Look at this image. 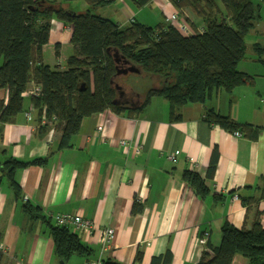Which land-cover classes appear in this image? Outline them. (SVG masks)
I'll return each mask as SVG.
<instances>
[{"label":"crops","instance_id":"crops-1","mask_svg":"<svg viewBox=\"0 0 264 264\" xmlns=\"http://www.w3.org/2000/svg\"><path fill=\"white\" fill-rule=\"evenodd\" d=\"M261 5L260 17L245 38V55L237 64L239 71L253 76V83L220 91L204 103L187 104L176 120L169 117L167 101L154 97L137 117L104 110L83 118L68 146L58 148L60 126L51 121L41 132L30 109V96L24 94L25 110L3 127L0 162L7 156L23 160L48 156V160L45 165L18 170L20 199L14 198L6 183L0 184V264H85L98 258V233L73 227L91 252L74 254L62 263L55 257L45 222L55 225V213L78 214L97 228L115 229L102 264H196L207 245L219 244L224 222L248 229L259 213L264 225V199L258 197L264 177V65L253 49L256 43L264 46V0ZM64 6L74 9L68 3ZM87 7V1L80 0L74 10ZM91 9L122 26L132 20L152 26L154 20L164 21L177 12L194 31L203 29L201 19L186 9L179 12L169 0H150L141 7L130 0H110ZM71 32L69 25L51 19L42 48L44 63L65 69L61 64L73 53ZM118 77L125 90L135 86L131 90L134 102L128 104L138 105L139 73ZM6 99V90L0 88V100ZM207 108L260 130L255 138L243 132L235 135L236 130L206 120ZM121 139L126 146L119 144ZM214 148L216 167L209 178ZM185 170L203 178L208 194L201 198L194 193L182 179ZM248 198L253 200L245 202ZM134 202L141 210L132 212ZM24 203L37 207L39 218L30 220ZM203 232H208L205 244L198 241ZM231 264H248V260L236 254Z\"/></svg>","mask_w":264,"mask_h":264},{"label":"trees","instance_id":"trees-1","mask_svg":"<svg viewBox=\"0 0 264 264\" xmlns=\"http://www.w3.org/2000/svg\"><path fill=\"white\" fill-rule=\"evenodd\" d=\"M71 1L0 0V88L7 92L6 101L0 100V138L4 125L25 110L23 91L30 83L40 87L38 95L29 97L34 121L41 132L48 129V122L56 121L61 129L58 148L68 146L82 119L95 113L109 109L115 114L137 117L152 98L161 97L168 103L170 119L176 120L180 109L187 104L204 103L220 91L231 92L242 84L253 83V76L239 71L237 64L245 55V38L260 17L262 0H220L221 7L216 0H169L179 12L186 9L202 20V31L190 35L182 34L166 20L154 26L132 20L122 26L92 12V6L110 0H86L88 7L83 11L64 6ZM130 1L141 7L150 0ZM51 19L69 25L72 30L73 53L66 58L65 69L42 60ZM253 49L264 65V46L256 43ZM114 50L140 70L136 85L142 91L139 104L134 107L113 103L118 94L111 81L119 84L112 57ZM121 89L124 96L132 98L131 90L135 86L126 88L128 92L125 87ZM205 117L249 138H255L260 130L250 123H237L212 108L205 110ZM47 160L48 156L29 160L7 156L0 162V184L6 183L14 198L20 199L18 170L45 165ZM216 160L214 148L207 168L209 178ZM182 179L199 197L208 194L209 188L196 172L185 170ZM258 197L264 199V177ZM245 200L250 202L253 198ZM23 207L30 220L39 218L37 207L29 203ZM138 210L141 206L134 202L132 212ZM45 222L57 259L66 261L74 254L91 252L69 227ZM236 254L245 257L248 264H264V225L260 223L259 213L248 229L224 222L219 244L207 245L196 264H231Z\"/></svg>","mask_w":264,"mask_h":264},{"label":"built area","instance_id":"built-area-1","mask_svg":"<svg viewBox=\"0 0 264 264\" xmlns=\"http://www.w3.org/2000/svg\"><path fill=\"white\" fill-rule=\"evenodd\" d=\"M166 21L173 24L182 34L184 35H190L195 34L196 32H201L202 29H199L197 31H194L186 22L185 20L181 19L177 12L171 13L166 16ZM40 91V87L38 84L31 83L29 87H27L23 94L26 95H38ZM107 113H111L112 111L107 109ZM27 117L30 116L29 113H26ZM235 135H240L241 133L239 131H234ZM120 145H127L126 140L121 139L119 141ZM135 150L139 149V146L134 147ZM173 158V157H172ZM54 223L58 226H66V227H73L74 229H84L89 234L91 233H98V240L100 243V254L98 258L87 261L85 264H102V254L106 252L108 249L111 248L112 240L114 238L115 229L113 227H104V228H97L94 224V222L90 219L83 218L78 214L74 213H55L53 215ZM208 236V232H203V234L200 236L198 241L202 244H205L206 239ZM2 246L0 244V250Z\"/></svg>","mask_w":264,"mask_h":264},{"label":"water","instance_id":"water-1","mask_svg":"<svg viewBox=\"0 0 264 264\" xmlns=\"http://www.w3.org/2000/svg\"><path fill=\"white\" fill-rule=\"evenodd\" d=\"M112 57L113 60L116 64V74L117 75H126L128 73H139L140 70L133 65L132 63H130L126 58H124L123 56H120L117 52V50H114L112 52ZM111 83H113L116 91H117V97L113 100V103L115 104H120V103H129V101H127L126 99H123L124 96V91L121 89L120 85L114 83L111 81ZM62 263V261H61Z\"/></svg>","mask_w":264,"mask_h":264},{"label":"rangeland","instance_id":"rangeland-1","mask_svg":"<svg viewBox=\"0 0 264 264\" xmlns=\"http://www.w3.org/2000/svg\"><path fill=\"white\" fill-rule=\"evenodd\" d=\"M217 3L220 5L219 7H221V2L220 0H216ZM80 0H73L70 3H68L71 7H73L74 9H77V6H79ZM92 11L94 12V10L92 9ZM197 18V17H196ZM200 19V18H199ZM159 21V20H158ZM202 21V20H201ZM156 24V21L154 20L153 23L151 24L152 26H154ZM204 26L203 22H200V26ZM246 46L248 47V39L245 40ZM62 66L65 65V62L61 64ZM132 75V74H130ZM129 77H133V76H129ZM159 99H162L161 97ZM26 100V99H25Z\"/></svg>","mask_w":264,"mask_h":264},{"label":"flooded vegetation","instance_id":"flooded-vegetation-1","mask_svg":"<svg viewBox=\"0 0 264 264\" xmlns=\"http://www.w3.org/2000/svg\"><path fill=\"white\" fill-rule=\"evenodd\" d=\"M123 99H126V100L129 101L130 103L134 102V98L127 97L126 95L123 96Z\"/></svg>","mask_w":264,"mask_h":264}]
</instances>
